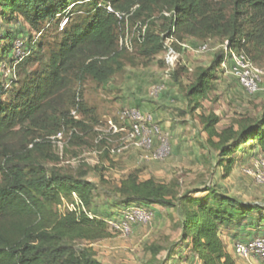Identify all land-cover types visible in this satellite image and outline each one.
<instances>
[{
    "label": "trees",
    "instance_id": "trees-1",
    "mask_svg": "<svg viewBox=\"0 0 264 264\" xmlns=\"http://www.w3.org/2000/svg\"><path fill=\"white\" fill-rule=\"evenodd\" d=\"M0 15L2 24L16 21L11 27L23 24L31 30L22 29V39L14 32L2 35L9 42L0 61L16 65L18 41L24 43V55L16 65V80L10 79L8 86L9 78L3 81L0 76V264H105L91 247L78 244L114 236L111 222L99 219L107 210L91 213L101 195L113 201V209L159 206L177 211L182 217L177 249L187 245L201 264H237L227 251L224 230L232 231L234 239L247 229L259 231L264 224L260 205L212 186L181 193L173 185L141 181L136 174L104 195L85 174L50 171L37 153L46 159L44 149L54 145L51 137L72 129L71 139H76V131L86 128L72 117L74 109L83 107L74 84L85 78L107 84L128 52L122 41L134 45L129 34L133 27L146 58L160 55L170 39L189 44L190 39H217L228 41L229 48L258 65L256 60L264 57V0H0ZM158 21L163 22L160 33L148 25ZM50 28L58 35L45 52L43 39ZM224 57L218 55L215 66L200 71L190 87L188 99L196 101L192 113L215 89ZM34 64L40 67L31 70ZM200 120L208 144L218 153L216 166L225 176L236 168L235 156L243 146L246 154L264 156V108L259 117L236 120L225 129L219 127V116L202 115ZM74 198L78 202L73 209L59 213L64 201ZM150 250L153 264H158L163 249ZM177 256L181 253L169 251L165 262Z\"/></svg>",
    "mask_w": 264,
    "mask_h": 264
},
{
    "label": "rangeland",
    "instance_id": "rangeland-1",
    "mask_svg": "<svg viewBox=\"0 0 264 264\" xmlns=\"http://www.w3.org/2000/svg\"><path fill=\"white\" fill-rule=\"evenodd\" d=\"M1 20L0 15V25L3 27L0 29V52L9 42L2 37L3 34L14 32L15 36L22 39V29L31 31L23 24L11 27L16 21H4L2 24ZM148 25L160 33L163 22H151ZM129 34L130 38L134 36V45L122 54L119 60L121 69L107 84L100 85L91 78L74 84V93L83 104L78 109V121H82L86 128L76 131V139H71L72 129H64V142L46 147L43 152L48 155L46 159L39 153L38 157L50 171L56 170L74 177L85 174V179L97 184L104 195L114 191L129 175L136 174L141 181L153 179L173 185L181 193L203 191L212 186L223 194L264 208V184L257 179L259 162L264 160V156L246 154L247 148L243 146L235 156L238 161L236 168L230 176H225L222 168L216 166L218 153L208 144V136L200 120L202 115L219 116V127L225 129L236 120L259 117L264 108V78L259 90L249 93L228 74L223 63L217 71L219 79L214 82L215 89L207 99L200 101L201 108L192 113L196 101H189V89L199 79L200 71L214 67L218 55L226 56L223 41L213 39L198 42L190 39L188 41L197 47L195 49L203 45L208 47L204 53H194L183 51L176 44L177 41L173 39V43L170 39L165 41L166 48L160 55L146 58L141 54V44L137 41L138 29L133 27ZM57 35L54 28L46 33L43 39L45 52L54 44ZM170 49L176 50L180 58L178 67L168 74L167 55ZM8 61H0V73L3 67H7L6 73L0 75L3 81L10 74L8 70L12 69ZM256 63L264 68V57L256 60ZM17 67L9 76L8 86L16 80L14 72ZM39 67L34 64L30 69ZM161 86L165 89L157 95L156 91ZM130 110H140L154 116L156 123L170 139L172 152L168 158L146 161L144 152L131 145L122 154H112V150L121 147L122 139L127 137L131 129V122L121 118L124 112ZM110 121L123 131L110 132ZM155 148H158V142ZM197 197H205V194ZM75 201L78 202V199L64 201L62 208L58 209L59 213L73 209ZM112 205L111 199L107 200L101 195L91 213L107 210L108 214L100 215L99 219L116 225L119 222L122 224L124 216L127 217L133 209H138L134 206L128 210L113 209ZM142 209L150 214V220L132 225L128 234L123 233L121 228H114L111 239L93 243L79 241L78 244L91 247L97 258L105 264H153L152 247L163 249L158 256V264H201L187 245L176 248L182 239V217L177 211L159 206L154 210ZM262 225L259 227L264 228ZM172 250L180 252L181 256L165 262ZM230 252L237 264H264L258 257L247 259L237 256L233 250Z\"/></svg>",
    "mask_w": 264,
    "mask_h": 264
},
{
    "label": "built area",
    "instance_id": "built-area-1",
    "mask_svg": "<svg viewBox=\"0 0 264 264\" xmlns=\"http://www.w3.org/2000/svg\"><path fill=\"white\" fill-rule=\"evenodd\" d=\"M65 24L66 21L63 23L62 27H64ZM171 40L174 43V40ZM23 44V41H18L15 43V57L17 53L16 58L18 59L16 65L21 61L24 55L22 52ZM121 44H125L126 48H129L131 46L130 41L128 40L124 42L122 41ZM176 44L180 47V49L188 52L191 51L194 53H204L208 50V47L205 45L200 46L198 49H195L188 42H176ZM229 44L230 43L228 41H225L223 44V49L226 52L223 66L226 67V69L228 70V74H230V76H232V78L235 79L244 90L248 91L249 93L257 92L264 78V68H261L256 65L245 54L229 48ZM179 58L180 54L176 50H169V54L167 55L168 74L172 73L173 70L178 67ZM16 65H14L12 69L8 70V72L10 73L7 74L8 78L12 75L13 69L16 67ZM227 66L229 68H227ZM6 70L7 67H3V69H1V72L6 73ZM2 73L0 74L3 75ZM164 89V86L159 87L156 91L157 95L159 93H162ZM78 112V108L72 111V117L75 120H79ZM121 118L123 121L131 122V129L127 137L125 139H122L121 147L112 150V154H122L125 149L129 145H131L137 147V149H140L144 152L143 157L146 161L164 160L171 155L172 150L170 139L166 134L163 133L161 127L156 123L153 115L144 114L140 110H130L124 112ZM108 124L110 132L112 133H118L119 131H123V129H118L112 121H110ZM50 140L54 143L61 144L62 142H64V132H61L54 137H51ZM156 142H158L157 149L155 148ZM258 168L259 174L257 176V179L260 183L264 184V160L259 162ZM59 208L61 209L62 206H60ZM149 220L150 214H148L145 209L138 208L133 209L127 217L124 216V222L122 224H111L114 228H121L123 233L128 234L132 225L136 223H146ZM234 253L239 257L247 259L249 257H258L259 259L264 261V236H257L247 242H236L234 244Z\"/></svg>",
    "mask_w": 264,
    "mask_h": 264
},
{
    "label": "crops",
    "instance_id": "crops-1",
    "mask_svg": "<svg viewBox=\"0 0 264 264\" xmlns=\"http://www.w3.org/2000/svg\"><path fill=\"white\" fill-rule=\"evenodd\" d=\"M156 206L152 207H146V206H140V208H148L151 210H154ZM259 235H264V228H260L259 231H256L255 229H247L245 234L242 236H238V239H244L245 241L253 239ZM223 239L227 247V251L233 256L232 252L230 250H233L234 252V244L238 240L237 238H233L232 231L224 230ZM232 248V249H231Z\"/></svg>",
    "mask_w": 264,
    "mask_h": 264
}]
</instances>
